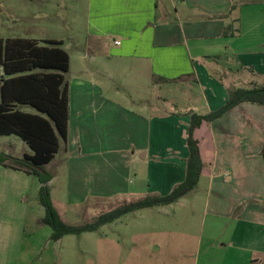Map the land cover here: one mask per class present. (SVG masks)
<instances>
[{"label": "crops", "instance_id": "0c3cea01", "mask_svg": "<svg viewBox=\"0 0 264 264\" xmlns=\"http://www.w3.org/2000/svg\"><path fill=\"white\" fill-rule=\"evenodd\" d=\"M68 2L67 38L6 39L60 42L69 57L67 141L50 162L48 186L62 221L79 226L125 203L169 194L185 179L189 116L218 110L232 90L264 86V1ZM10 137L19 139L0 136L11 157L32 154ZM194 138L203 162L198 185L156 208L165 215V208H185L186 223L203 209L201 264H264V105L240 104L202 122ZM39 188L36 178L0 167V216L16 211L0 264L40 262L17 248L24 202Z\"/></svg>", "mask_w": 264, "mask_h": 264}, {"label": "trees", "instance_id": "16d2710c", "mask_svg": "<svg viewBox=\"0 0 264 264\" xmlns=\"http://www.w3.org/2000/svg\"><path fill=\"white\" fill-rule=\"evenodd\" d=\"M227 30L224 36H227ZM38 42L25 39L0 38V136H17L32 151L21 158L0 155V167L23 172L40 183L39 204L44 216L38 224L52 230L50 240L59 241L66 235H81L98 231L132 212L176 203L192 192L198 185L203 169L198 142L194 131L202 122L220 119L234 107L250 103L264 105V86L238 88L229 92L226 103L218 110L205 116L191 114L186 145L185 179L165 196L146 197L125 203L99 215L92 222L72 226L59 217L53 207L48 183L53 176L45 167L67 141L68 96L63 74L68 72L69 57L59 46L60 42ZM22 106L32 108L36 113L21 110ZM264 162V146L261 153Z\"/></svg>", "mask_w": 264, "mask_h": 264}, {"label": "rangeland", "instance_id": "374dc122", "mask_svg": "<svg viewBox=\"0 0 264 264\" xmlns=\"http://www.w3.org/2000/svg\"><path fill=\"white\" fill-rule=\"evenodd\" d=\"M241 1L247 5L251 0ZM69 4L68 0H0V37L67 38L71 18L65 8ZM7 141L0 138V154L12 156L13 150L8 147ZM9 141L22 143L15 137H10ZM13 148L15 152H21L17 145ZM50 165L45 167L48 172L53 170ZM27 197L22 243L17 248L23 252L32 251L34 261H40L37 264H201V254H197L204 217L201 207L194 213L193 221L188 223L184 220L185 208H165L169 215L155 208L145 211L143 217L139 214L125 215L96 232L66 235L52 242L51 229L38 224L44 215L38 192L33 189ZM105 209H98L97 212ZM13 213L16 211L5 210L0 216V250L10 248L6 235L15 228L11 223ZM174 213L179 215L177 221L170 217ZM20 261L28 260L22 258Z\"/></svg>", "mask_w": 264, "mask_h": 264}, {"label": "built area", "instance_id": "2783aa9c", "mask_svg": "<svg viewBox=\"0 0 264 264\" xmlns=\"http://www.w3.org/2000/svg\"><path fill=\"white\" fill-rule=\"evenodd\" d=\"M118 44V43H117Z\"/></svg>", "mask_w": 264, "mask_h": 264}]
</instances>
